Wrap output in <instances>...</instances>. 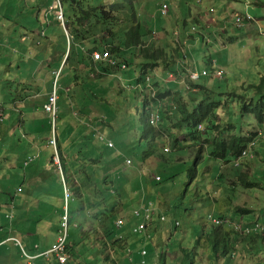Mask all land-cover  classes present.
<instances>
[{"label":"rangeland","instance_id":"obj_1","mask_svg":"<svg viewBox=\"0 0 264 264\" xmlns=\"http://www.w3.org/2000/svg\"><path fill=\"white\" fill-rule=\"evenodd\" d=\"M86 1L78 2L79 11L75 15L71 8L73 1L63 0L64 22L61 25L56 20L58 10H49L51 5L54 7V0H0V116L5 118V122L0 123V264L27 263V257L16 242L2 244L10 237L18 238L28 254L36 255L51 248L65 233L68 234L67 244L72 255L70 264H129L124 263V256L118 255L122 250L119 249L122 243L114 244L115 238L122 236L123 239L126 237V241L131 239V246L137 249L143 246L150 249V252L151 248L153 249L143 235H134L131 230L132 224L139 221L133 217L134 205L140 204L143 197L146 198L145 205L149 202L160 204L157 205V212L166 216V222L162 224L164 230L161 231V235H165L164 242L169 245L182 242L183 246L189 249L195 247L202 256L205 253L210 254V251L203 246L196 247V240L200 237L203 226L212 225L210 213L235 219L238 223L243 215L254 220L260 219L264 223V122L260 124L252 112L244 109L245 103L252 106V100L258 103L259 98L264 95V92L255 91L264 76V31L249 34L247 24L242 29L233 26L237 14L246 15L247 12L258 20V25L260 22L264 25V19H261L264 18V6H259L261 0H213L211 10L208 0H201L202 3H199V0H90L88 4ZM165 1L170 5L167 15L161 12ZM116 3L123 4L124 9L117 20L111 21L113 31H119L124 36L132 27L139 25L138 30L141 34V39L135 38L139 39L138 43L137 41L134 43L136 45L122 46L123 51L118 53V59L126 62L128 68L118 71L113 80L104 77L96 79L90 69L84 70L83 76L80 75L77 82L81 90L71 85L74 88L71 92L73 103H78V106L73 107L77 111L87 113L84 115L89 118L84 116L81 118L88 121L89 128L77 129L81 124L74 121L68 113L71 112L72 105L63 100L62 91L59 97L63 99L58 102V112L60 111V116L65 117L58 124L59 133L67 129L60 134L64 142L61 153L66 155V165L71 157L67 156L68 150L72 147L88 148V145L91 149L97 147V131L114 142L121 159L131 156L134 161L133 167L124 164L121 167L119 159L115 163L119 167L112 171V174H115L114 187L118 192L112 200L120 202L118 210L127 205L128 211L119 215L125 220L126 225L122 229L117 228L114 236L110 237L107 231L111 224H114L112 221L102 219L100 210L102 211L106 205L102 202L99 191L106 195L113 186H105L98 180V177L102 179L99 175L103 172L101 162L94 166L92 172H88L91 177L98 176L93 178L96 190L93 194H89L91 185L86 184L84 180L86 173H77L75 169L67 171L71 174H66L70 193V198L66 201L63 174L56 172L54 162V165L51 164L54 149L43 141V138L51 135L50 120L42 106L47 97L36 99L35 96L38 91L49 93L54 84V76L50 75L49 71H57L61 64L59 86L74 83L77 77L75 71L81 63V58L86 60L84 49L90 48L91 45L80 39H73L70 43L67 30L74 35V32L88 30L92 24L96 23L98 26L99 18L103 16L101 7L107 6V9ZM39 9H44L42 14ZM89 9L94 11L88 12L92 21L79 24L77 20L80 11L87 12ZM209 12L211 15L220 14L226 18L233 41L227 36L226 41L217 43L215 33L208 34L197 24L202 23L199 15L203 14L208 18ZM180 16L183 18L189 16L186 28L188 37L182 39L180 48L173 33H165L163 39L158 38L151 44V33H158V30L167 28L173 30L174 22ZM100 26L99 28L104 29L103 20ZM193 27H198L206 37L193 31ZM107 28L111 30L108 25ZM184 30L185 28H181V31ZM97 35L101 36L102 30ZM115 37L109 34L105 36L109 41ZM114 44L119 46L117 42ZM145 44L148 48L142 51ZM186 52L188 57L195 61L194 65L198 70L211 72L221 68L225 71L226 77L218 80L209 75L203 83L206 90L198 89L194 92V88L191 91L185 88L181 93L178 90L177 96L170 102L177 105L180 94L188 101L190 99V102H194L193 105H198L202 101L215 103L218 107L214 113L220 116L223 124L231 121L239 134L248 135L260 131L253 137L257 138L253 155L242 159L238 167L232 162L225 170H230L229 174L233 171L232 178L239 182L236 188H231L229 196L224 200L229 204H214L213 197L220 195L218 188L222 189L225 196L228 186L217 180L221 163L218 162V168H211V158L204 153L207 147L202 145L203 148L200 150L198 145L202 138L211 139V129L200 132L198 138L194 139L193 135L188 134L189 130L186 127L182 130H168V124L165 123H170L169 120H164L155 129L146 126L145 121L152 108L145 104V97L140 93L122 88L134 81L136 83L143 64H147L148 59L141 55L157 58L158 61L155 62L159 65L149 66L151 68L147 71L155 76L154 72L172 68L178 55L182 58ZM78 55L81 58H78ZM211 60L218 63L212 65ZM199 83L200 81H197L195 85L198 86ZM168 87L171 89L172 84H168ZM168 97L163 98V116L169 111V108L166 110ZM21 99L25 102L22 109L25 115L28 114V107L30 110L37 109L36 126L42 133L41 136L35 135L28 123L19 126L21 117L16 113L15 110L18 109L14 104L16 102L21 104ZM180 101L184 102L182 98ZM94 128L97 130V138H90L93 134L86 132H93ZM23 133L28 134L27 138ZM185 133L187 136H184ZM34 137L39 138L38 150L30 143ZM168 145L171 151H165ZM149 147H152L151 156L143 158L142 153ZM39 150L44 153L36 157ZM30 157L35 158V162L25 169L24 162ZM189 159V164L179 165V162L182 164L184 160ZM107 167L114 168L109 162ZM56 168L61 171L60 167ZM139 169H144L146 173L141 175ZM249 171L252 174L255 172L249 176L253 185H248L242 180ZM159 174L162 176V182L150 183V180ZM173 174L174 177H171ZM24 176L27 177L25 180ZM18 186L24 188V192L16 196L15 189ZM112 200L110 198L107 203L112 204ZM66 205L70 215L67 229L62 227V215ZM241 206L248 207L251 212L241 214L237 209ZM177 222L180 223L178 228L175 227ZM248 222L245 221L244 225L253 223ZM170 231L172 234H169ZM149 234L150 236L155 234L151 239L157 238L154 229L150 228ZM157 250L161 252L160 248ZM236 253L241 260L247 261L243 264H264V254L256 257L258 261L250 262L249 254H241L239 248L234 251L235 256ZM147 260L148 264H151V257ZM203 260L199 257L195 264H208ZM217 260L211 264H215Z\"/></svg>","mask_w":264,"mask_h":264},{"label":"trees","instance_id":"obj_2","mask_svg":"<svg viewBox=\"0 0 264 264\" xmlns=\"http://www.w3.org/2000/svg\"><path fill=\"white\" fill-rule=\"evenodd\" d=\"M66 1L71 2V0H66ZM72 1L73 3H72L71 8L74 11L75 15H77L79 11L78 2L80 0H72ZM88 2H90V0H87L86 4H88ZM74 6L77 8L75 9ZM106 7L107 6L101 7V13L103 16H100L98 26L95 23V24H92L88 30H81L76 33L74 32V35L70 34L69 32L68 33L70 35V38L73 37L75 40L80 39L82 41H87L88 43H90L91 45L90 48H85L87 49L86 52L88 54H90L91 52H95V51L105 52V50H107L108 48L112 56L114 57V60L116 61V63L121 64L122 61H120L121 60L120 58L118 59V53L120 51H123L122 46L130 47L131 44H133L132 46H134L136 45L134 43L136 41L138 43L139 42L138 40L141 39V34L138 30L139 25H137V27H132L128 32L124 33V36H122V33L120 34L119 31H113V28L111 27L112 25L111 21L117 20L118 15L124 9V5L121 3H116L113 5H110V7H108L107 9ZM91 11L93 10L89 9L87 12L81 10L79 13L78 20H77L78 23L84 24L86 22L92 21L90 20L91 16L88 13ZM101 20H103V25L105 26L104 29L99 28ZM107 25L111 30L107 28ZM101 30H102V35L101 36L97 35L99 31L101 33ZM172 33L173 32H171V34ZM105 34L106 35L109 34L112 37L113 36H116V37L109 41L108 39L105 38L106 36ZM98 37L99 39L96 40V38ZM136 37H138L139 39H135ZM114 42H117L119 46H116ZM145 49L146 48H142V51H144ZM161 51L162 50H160V52ZM78 58H81V56L78 55ZM149 59H150V62H148L147 64H143L142 75L140 74L139 76L140 81L145 80L146 72H147V69H149V66L156 67L159 65L158 62H155V61H158L156 57H149ZM81 60L85 62V59L81 58ZM89 60H90L89 57H86V61H89ZM87 68L88 67H86V69ZM194 87L200 90L207 89L204 86L195 85ZM263 90H264V76L262 78L261 84L256 87L255 91H258V92L261 91L262 93L264 92ZM166 95L167 93H162L159 90L157 99H149V95L146 94V99H144L145 104L148 106L150 105L152 110H158L160 100L163 99ZM179 98L180 100L182 98L184 102L181 103V101L179 100L178 101L179 103H177V105L176 104L173 105V103L171 105L166 104L167 105L166 110L169 108V111H167L168 113L165 112V115L161 117V120L163 121L164 120L170 121V123H165V124H168L167 126L168 130L170 131L171 129L182 130L184 127H186L189 130L188 134L193 135V138L196 139L198 138L200 132L208 131L209 129H211V139L202 138L199 141L198 145H200V150L201 148H203V146H206L207 147L206 153L208 154V156L211 157L212 155V157L222 159V160H225L226 158H229V157H236L240 155L241 151L247 145L248 140H250V137L236 132L235 131L236 126L231 121H227L223 124L221 122L220 116L214 113L215 109L218 107L217 104L204 103L202 101L198 105H193L194 102L192 101L190 102V99L188 101L183 96H179ZM252 104L253 105L250 106L249 103H245L244 109L247 112H252L253 115H255V117L257 118L258 122L260 124H263L264 122V95L259 98L258 103L257 101H252ZM83 110H85V108H83ZM64 119L65 117L63 116L60 117V121H63ZM145 125L149 126L147 124V121H145ZM86 133L93 134L90 138L97 136L96 132H86ZM36 134L40 136L42 135V133H40L39 131L35 132V135ZM76 136L78 135L76 134ZM185 136H187L186 133H185ZM74 138L75 140H77V137L74 136ZM96 141H98V145L96 144L97 147L93 145L94 148L92 149L90 148V145H88L89 146L88 148L87 146L85 148H78L74 146L71 148V150H68V156H71V157L69 159L68 165H66V162L64 163V171H68L69 169H72V170L75 169L77 173H82V174L86 173L85 175L87 177L85 176L84 180L86 181V184L88 183L91 185L89 194H93V193H96L94 179L97 178L98 176L95 175V177H91L89 176L88 172L89 171L92 172V169L94 168V166H96L98 162L99 163L101 162L100 166H102L103 172L101 173L99 171L100 172L99 175L102 177V179L98 177V180L99 181L101 180L102 184H104L105 186L111 185V187L112 186L113 187L111 191L109 189V192H106L107 193L106 195H103V193L99 191L100 194L102 195V202L106 205L102 211L100 210V212H101V215L106 219L105 220L102 217L104 221L113 222L114 225L111 224V228L107 231L108 235L110 237H113L117 229L116 222L119 219H122V217L120 218L119 215L123 214L125 211H128L127 205H125V207H122L118 210V208L121 206L119 205L120 202H113L112 200L113 196L118 194L116 188L114 187L115 174H112V171H114L117 166L119 167V165L118 164L116 165L115 163L117 160L121 158H120V153L115 148H110L105 142L99 141V138H97ZM101 148H103V150H101ZM151 153H152L151 148L146 150L145 152L142 153L143 158H145L146 156H151ZM74 156L75 158L73 159L72 157ZM51 161L53 162V158ZM108 162L111 163L114 166V168L107 167ZM124 162L125 161L121 159L120 161L121 167L123 166ZM195 163L197 164L196 160H195ZM68 174L70 175L71 172H68ZM168 176H170V174L167 175V177ZM171 177H174V174L171 175ZM242 180L247 182L248 185H253V181H251L247 175H244L242 177ZM155 184H157L156 181H155ZM110 198L112 200V204L107 203V201L110 200ZM244 207L246 206H241L237 208L241 212V214H247L248 212H251L248 207L247 208H244ZM248 221L249 222L255 221V223H258L259 221L260 225L264 227V223L263 221H260V219L254 220L253 218L252 220H248ZM165 222L166 221L161 220V215H156L153 217L151 223L149 222V225L147 226L146 230L139 232V233H134V229H135L134 227L135 225L139 224V221L137 223L132 224L133 228L131 230L133 234L143 235L145 237V240H148L153 247V249L151 248V252H150V249L148 250L144 246L141 249L132 247L131 239H129V241H126L125 240L126 237L124 235L123 236L125 237V239H123V237L115 238L116 242L114 244L122 243V245H119V249H122L121 252L125 253L126 260L130 261L129 264H134V261H135V264H137L136 262H138V264H148L147 259L149 257H151V264H195V261L198 262L199 257L203 259L206 257L207 259L211 260V263H213L217 259H218L217 262H219L222 259L224 260L223 264H231V263L239 264L240 261L242 263L247 262V261L241 260L239 256H237V253H236V256L235 255L234 257L232 256L234 251H237L238 248L240 249L241 254L250 255L248 256V260L250 262L258 261L256 257H259L260 254L261 255L264 254V228L249 232L247 234H240L239 232H235L232 228L225 226V225H216L212 223L211 226H203L202 233L200 237H198V239L196 240V247L198 246L206 247V249L210 251V256H208L209 254L207 253H205L202 256L200 251H196L195 247L189 249L186 246H183L182 242L173 244L174 246L169 245L167 242H164L163 238L165 237V235H161V231L164 230V227H162V224H164ZM179 226H180V223L175 224L176 228H178ZM150 228L154 229V232H156V237H157L156 239H151L153 235L155 234H153L152 236H150V234L148 235V231ZM117 232L119 233L120 230H117ZM158 234L159 236H157ZM169 234H172V232L170 231ZM168 240L169 239H167V241ZM204 241L206 242L204 243ZM157 248H160L161 252L160 251L158 252ZM68 249L70 250L69 247ZM115 249H118V248H115ZM171 249L172 251H170ZM143 251L146 252L145 255H142ZM131 258H133L134 261ZM241 258H245V256H241Z\"/></svg>","mask_w":264,"mask_h":264},{"label":"clouds","instance_id":"obj_3","mask_svg":"<svg viewBox=\"0 0 264 264\" xmlns=\"http://www.w3.org/2000/svg\"><path fill=\"white\" fill-rule=\"evenodd\" d=\"M199 3H202V1L201 0H199ZM63 2H62V0H54V7L52 6V7H50L49 8V10L50 11H52V10H58V13L56 14V20L58 21V22H60V24L61 25H63V22H64V7H63ZM168 5V13L167 14H169V9H170V5L168 4V2L167 1H165L163 4H162V6L163 5ZM161 12H162V7H161ZM60 13H62V15H63V21L61 22V21H59L58 20V17H59V14ZM163 14V13H162ZM167 14H163V15H167ZM246 15H248V14H246ZM246 15H241V16H246ZM250 16V15H249ZM254 21V19H253V17L251 16V21H248V22H245V25L247 24H250V23H252ZM245 25L242 27V28H244L245 27ZM234 26L236 27V28H238L237 26H236V23L234 22ZM66 28V27H65ZM204 28V27H203ZM242 28H240V29H242ZM66 30H67V28H66ZM164 30H166V29H164ZM204 30H206L205 28H204ZM193 31H195V32H197V33H199L200 35H202V36H204V37H206L203 33H202V31L198 28V27H193ZM207 31V30H206ZM69 31L67 30V34H68V38H69V42L71 43V41L74 39L73 37L72 38H70V35H69V33H68ZM165 33H167V31H164V35H165ZM173 34H174V36H175V40H177L178 41V46H179V44L180 43H182L181 41H182V39H181V34H180V32L179 31H173ZM151 44H154L155 43V41L158 39V38H160V36H159V31H158V33H151ZM163 38V36L161 37V39ZM210 42V40H208V43ZM177 43V42H176ZM150 44V45H151ZM149 45V46H150ZM143 48H148V45L147 44H145L144 46H143ZM179 48H180V46H179ZM109 49L107 48V50H105V51H108ZM87 49H84V54H85V57H89V63L91 64V66L93 67V63H95V62H93V60H92V57H91V55L92 54H94V53H104V52H91L90 54H88L87 52ZM109 52H110V50H109ZM110 54H111V52H110ZM177 55H178V53H177ZM111 56H112V54H111ZM143 56H145V55H141V57H143ZM179 56V55H178ZM113 57V56H112ZM145 58H147L148 59V62H150V59H149V57L148 56H146ZM179 58H181V57H178V59ZM183 58V60H187V52L186 53H184V56L182 57ZM189 58V57H188ZM113 59H114V57H113ZM69 60V59H68ZM86 61V60H85ZM68 61H66V63H67ZM83 62V61H82ZM147 62V63H148ZM174 63H175V61H174ZM95 64H101V65H105L106 67H104L103 66V68H105L107 71H105V74L107 75V74H109L108 72H110V74L109 75H111V77H113V79L114 78H116V73L118 72V71H124V70H126L127 68H128V64L126 63V62H122L121 64H118V66L117 67H115V68H111V67H109L107 64H105V63H102V62H97V63H95ZM122 65H125V68H122L121 66ZM89 67V66H88ZM89 68H91V67H89ZM150 69V68H149ZM149 69H147V71L149 70ZM221 69V68H220ZM94 70H96L97 72H99V73H101L102 74V71L103 70H100V69H98V68H96V67H94ZM169 70H171V69H169ZM192 70H197V71H199V72H202V71H207V70H202V71H200V70H198L197 68H195V69H191L190 71H189V74H190V72L192 71ZM216 70H219V69H215V70H213V71H211V72H208L209 73V75H211V77H213L214 79H216L215 77H214V72L216 71ZM223 70V69H222ZM61 71H62V67L61 68H59L57 71H55V72H53L52 73V75L54 76V84H53V87L51 88V90H49L50 91V93L48 94V95H46V96H42V95H40L38 98H42V97H47V100H45L44 102H43V110H44V112L48 115V117H49V120H50V123H49V126H50V132H51V135L50 136H48L47 138H43L44 140L43 141H45V143L47 144V145H49L50 147H52L53 149H54V155H53V162L55 163V165L56 166H58V167H60V170L61 171H58L57 170V168H56V166L54 165V163L51 161V164L52 165H54V167H55V169H56V172H58L59 174L60 173H62L63 174V183H65V200L66 201H68V199L70 198V193H69V190H68V181H67V177H66V174H68V172L67 171H64V163L66 162V155L65 154H62L61 153V149L63 148L62 147V145L64 144V142H62V140H61V138H60V134H62L63 132L62 131H60V133H59V129H58V124H59V122H62V121H60V111L58 112V102H59V100H61V99H63L64 101H67V102H69V103H71V105H72V109H71V112H68L71 116H72V119L74 120V121H77V122H79L81 125L80 126H77L78 128L77 129H80V128H83V127H86V128H89V124H88V121H85V120H83L82 118H81V116H84V117H88L87 115H84V114H87V113H85V112H81V111H77V109H75V107H73L74 105H77L78 106V103H76V104H74L73 103V99H72V96H71V92H73L72 90H74V88H73V86H74V83L73 84H71V85H73V86H69V87H61V86H59V79H60V77H61ZM225 72V71H224ZM155 73V72H154ZM171 73H173L174 74V78H171L170 77V74ZM170 74L168 73V76L169 77H167V79H166V81H167V83H170V82H172V81H174V80H176V78H175V73L174 72H170ZM189 74H188V80H189V84H186V86H185V88L187 89V90H189V91H191L192 90V88H194L193 89V91L194 92H196L195 90H198V88H196V87H194L195 86V83L197 82V81H191L190 80V78H189ZM141 75H142V70H141ZM208 75V76H209ZM208 76H205V77H203L201 80H200V83L198 84V86H203V83H204V80L208 77ZM147 77H150L151 78V81H152V88H145L144 87V89L143 90H140V89H130L129 87L130 86H137V85H139V84H144V82H145V80H146V78ZM225 77H226V73H225ZM157 76H156V74H155V76H152L151 75V73H147L146 72V77H145V80H139V77L137 78V80H136V83H135V81L134 82H132V84L131 85H128V86H124V87H122L123 89H128L129 91H134V92H138V93H140L142 96H144L145 98L144 99H146V94L147 95H149V99H157V95H158V91L160 90L161 92H162V89H163V92L164 93H167L168 95H166V96H171V91H169L168 90V88H165L164 86L162 87V88H160L163 84L162 83H160L157 79ZM76 79V78H75ZM225 79V78H224ZM158 87H157V86ZM77 88V87H76ZM79 90V89H78ZM166 90H168V91H166ZM62 91V95H63V98H60L59 97V93ZM166 91V92H165ZM56 94V110H57V113H56V115L55 116H53V115H51V114H49L47 111H46V106L48 105V102H49V100H50V98H51V96L53 95V94ZM45 94H47L46 92H45ZM44 95V94H43ZM166 96L164 97V98H166ZM168 97V98H169ZM171 99H172V97H171ZM163 100L164 99H161L160 100V104H159V116H160V120H161V117L163 116L162 115V113H163V108H162V106H163ZM253 101V100H252ZM22 102H24V101H22ZM25 103V102H24ZM167 104H172V103H167ZM28 114L27 115H25L24 113H23V111L22 110H15L16 111V113L17 114H19L20 115V117L21 118H19V121H20V124H19V126L20 127H22L23 125H24V123H28L29 125H30V122H33V121H37L38 122V118L35 116V112L37 111V109L36 108H33L32 110H30V108L28 107ZM60 110V109H59ZM155 111L156 110H150L149 111V113H148V118H147V124L150 126V127H153L154 129L155 128H158L159 127V125L163 122V120H161V121H159V123H157V124H153L152 122H151V116H152V114H154L155 113ZM89 118V117H88ZM2 122H5V118L3 119L1 116H0V123H2ZM62 124V123H61ZM95 124V123H94ZM34 125H32V127H33ZM200 129H201V127H200ZM63 130V129H62ZM39 131V130H38ZM38 131H34V134H35V132H38ZM97 130H96V128H94L93 129V132H96ZM97 133H98V138H99V141H101V142H103L101 139H100V136L101 135H103L105 138H107L104 134H102L101 132H98L97 131ZM27 133L25 134V133H23V136L24 137H26L27 138ZM38 135V134H37ZM243 135V134H242ZM254 134L253 133H250V134H248V135H246V136H249L250 137V140H248V142H247V145L244 147V149L248 146V144L251 142V141H255V145H256V142H257V138H253L254 136H253ZM256 137V136H255ZM39 138H36L35 139V137L33 138V139H31L30 140V143H31V145L33 146V147H35V142H36V144H37V147H35L37 150L39 149V144L37 143V140H38ZM48 139V140H47ZM108 139V138H107ZM110 141H112L111 139H109ZM53 141H55V144H53ZM113 142V141H112ZM114 143V142H113ZM115 145V144H114ZM254 145V146H255ZM115 149H117L116 148V146H115ZM168 149V150H167ZM243 149V150H244ZM207 150V149H206ZM242 150V151H243ZM165 151H171L170 150V146L168 145V146H166L165 147ZM242 151H241V153H242ZM204 153H206V151L204 152ZM241 153H240V155H241ZM240 155H238V156H236V157H232L231 159H229V160H223L222 162H223V164H222V170L225 168V166L226 165H228V164H231L232 162H234V166H240L241 165V162H240V164L239 165H237L236 163H235V159L237 158V157H239ZM40 156V150H39V152H38V154H37V156L36 157H39ZM67 156H68V154H67ZM209 158H211L210 156H208ZM52 158H51V160H52ZM126 158H131L130 156H126L123 160L124 161H126ZM246 158V157H245ZM132 159V158H131ZM244 159V158H243ZM133 160V159H132ZM242 161V160H241ZM35 162V158H33V157H30V158H28L27 160H25V162H24V167H25V169H27L29 166H31V164H33ZM61 162H62V164H61ZM134 162V161H133ZM196 162H197V160H196ZM189 164V163H188ZM196 164V163H195ZM124 165L126 166V164H125V162H124ZM133 167V166H132ZM146 173V172H145ZM142 175V174H141ZM157 176H161L160 174L159 175H156L154 178H152V182H154L155 183V181H156V177ZM157 183H161L162 182V176H161V181H156ZM21 188V187H20ZM19 189V188H18ZM18 189H17V193H18ZM66 190L68 191V193H69V197H68V199H66ZM21 191H22V188H21ZM20 191V192H21ZM154 203V202H153ZM68 205V204H67ZM66 205V208H65V211H64V213H63V215H62V221H63V216L66 214V212L68 213V216H69V220H70V215H69V210H68V206ZM141 206V205H140ZM139 207V206H138ZM137 207V208H138ZM154 208H155V216L156 215H163V214H159L158 212H157V207H156V205H155V203H154ZM135 209V208H134ZM210 214H212V215H214L213 213H210ZM209 214V215H210ZM163 216H165V215H163ZM214 216H216V215H214ZM216 217H221V216H216ZM223 217H225V216H223ZM227 218H229V217H227ZM231 220H234V221H236L235 219H232V218H230ZM166 221V220H165ZM212 222V221H211ZM251 222H255V221H251ZM259 222V221H258ZM69 223V222H68ZM178 223V222H177ZM213 223V222H212ZM239 223H245L244 222V219H243V217H241V221H239ZM213 224H215V223H213ZM216 225H225V226H228V225H226V224H216ZM228 227H230V226H228ZM68 228H69V226H68ZM230 228H232V227H230ZM233 229V228H232ZM234 230V229H233ZM235 231V230H234ZM235 232H237V231H235ZM241 234V233H240ZM11 238V237H10ZM9 238V239H10ZM14 238H16V237H14ZM6 240V241H4L2 244H6L7 242H16V241H10V240ZM16 239H18V238H16ZM67 239H68V234H67ZM19 240V239H18ZM108 240V239H107ZM107 240H105V241H107ZM20 241V240H19ZM21 243V242H20ZM17 245V244H16ZM68 245V244H67ZM17 246H19V245H17ZM21 246H22V244H21ZM20 247V246H19ZM68 247V246H67ZM22 248H23V246H22ZM36 249H38V246H36L35 247ZM24 249V248H23ZM25 250V249H24ZM49 250V249H48ZM47 251V250H46ZM68 251L70 252V250L68 249ZM45 252V251H44ZM41 253H43V252H41ZM38 254H40V253H38ZM71 254V253H70ZM30 255V254H29ZM37 255V254H36ZM34 256V255H33ZM72 256V255H71ZM233 257H234V253H233V255H232ZM40 260H42V259H38L37 261H36V264H38V261H40ZM43 263V262H42ZM197 264V263H196Z\"/></svg>","mask_w":264,"mask_h":264},{"label":"crops","instance_id":"obj_4","mask_svg":"<svg viewBox=\"0 0 264 264\" xmlns=\"http://www.w3.org/2000/svg\"><path fill=\"white\" fill-rule=\"evenodd\" d=\"M211 1H213V0H208V2H210V10H211ZM203 2V1H202ZM179 6V5H178ZM178 6H177V9H178ZM224 6V5H223ZM259 6H264V0H261V2L259 3ZM50 7H52V5L50 6ZM49 7V8H50ZM249 9V8H248ZM44 9H39V12H41V14H42V11H43ZM209 16L210 17H208V18H205V16L203 15V14H201V15H199V18H200V20L202 21V23H197V24H199V25H201L202 27H204L207 31V33L208 34H211V32L212 33H215V36H216V41H217V43H220V42H223V41H226L227 40V36H229V40L230 41H233L234 40V38L232 37V36H230V31L228 30V27H227V22H226V18H223L222 17V15H220V14H214V15H211V12H209ZM247 14L248 15H250V16H252L250 13H248L247 12ZM191 15V14H190ZM188 17L189 16H187L186 18H183L182 16H180L179 18H177L176 19V22H174V24H175V26H173L174 27V29L173 30H171L170 28H167L166 29V31L167 32H169V33H171V32H173V31H179L180 32V34H181V39H185L186 37H188V35L186 34L187 32H186V28H187V26H188ZM253 17V16H252ZM253 19H254V17H253ZM261 19H264V18H261ZM259 22H260V19H259ZM258 23V20H256V19H254V21L252 22V23H250V24H248L247 26H249V34H256V33H259V31H264L263 29H264V25L263 24H261V22H260V25H258L257 24ZM233 26H234V23H233ZM181 28H185V30L184 31H181ZM234 28H235V26H234ZM159 31V36H160V39H161V36H163V38H164V30H162V31H160V30H158ZM210 32V33H209ZM235 32V31H234ZM248 32V31H247ZM264 33V32H263ZM163 34V35H162ZM144 57H146V56H144ZM179 57V56H178ZM141 60V59H140ZM194 63H195V61H193L190 57L188 58V54H187V60H183V58H179V59H176L175 60V63L172 65V68H170L171 70H161V72L160 71H158V73H156L155 72V74H156V76H157V80L160 82V83H162L163 85L160 87V88H162L163 86L164 87H167L168 88V90L169 91H171V96L169 97V102L171 101V97L172 98H175L176 96H177V92H178V90L180 91V93H181V91H183L184 89H185V86H186V84H189V80H188V74H189V71L191 70V69H195V68H197L195 65H194ZM211 63H212V65H215L216 63H218V62H216V61H213V60H211ZM94 65H93V67L91 66V64L88 62V61H85V62H82V60H81V63H79L78 64V66H77V69H76V71H75V73H76V79H75V83H74V86H77V88L79 89V90H81V87H80V85L77 83V82H79V80H80V75L81 76H83V74H84V70H89L90 69V72H92V74H93V76H94V78H96V79H99V78H102V77H104V78H108L109 80H113V77H111V75H109V74H105V70L104 71H102V74L101 73H99V72H97L96 70H94V67H96V68H98V69H100V70H102V68H103V66L104 67H106L105 65H101V64H95V63H93ZM91 67V68H89V67ZM62 67V64H61V66L59 67V68H61ZM86 67H88L87 69H86ZM199 67V66H198ZM105 69V68H104ZM198 69V68H197ZM53 72H55L54 70H50L49 71V74L50 75H52V73ZM170 72H174L175 73V78H176V80H174V81H172V82H170L171 84H172V87H171V89H169V87H168V84H170V83H167V81H166V79H167V75H168V73L170 74ZM38 74V73H37ZM169 77V76H168ZM173 84H175L174 86H173ZM71 84H63V87H69ZM46 86H48V84H46ZM52 88V87H51ZM51 88L49 89V90H51ZM168 90H166V91H168ZM165 91V92H166ZM195 91H197V90H195ZM201 91V90H200ZM49 93H50V91H49ZM49 93H47V94H45V92H43V91H38V93L36 94V96H35V98L37 99L40 95H42V96H46V95H48ZM44 94V95H43ZM179 96H180V94H179ZM21 101V104H19L20 102H16L15 104H14V107H15V105H16V108L18 109V110H22L23 109V105L25 104V103H23L22 102V99L20 100ZM171 103V102H170ZM36 124H37V121H33V122H30V125L31 126H29V128L30 129H32L33 131H38V127L36 126ZM32 125H34L33 127H32ZM260 132V131H259ZM258 132V133H259ZM257 132H255V133H253L254 135L253 136H256L257 134H256ZM184 135V134H183ZM185 136V135H184ZM188 138V137H187ZM35 147H37V144H36V142H35ZM151 149H152V147H150ZM149 148V149H150ZM145 152V151H144ZM38 153V152H37ZM44 152L43 151H41L40 150V156L43 154ZM205 157V156H204ZM232 157H229V158H226L225 160H228V159H231ZM192 159H194V158H192ZM223 160L222 159H218V158H214V157H212V155H211V168H213V169H215L216 167L218 168V162H220L221 163V166H220V170L218 171V173H217V180H220V181H222L225 185H227L228 186V191L226 192V194H225V196H223V194H222V189L221 188H218V192H219V196H216V197H213V202H214V204H229V202L227 201H224L225 200V198L226 197H228L229 195H228V193H229V191H231V188H236L237 187V184L239 183L238 181H236V180H234L233 178H232V176H233V171H231V173L229 174V172H230V170L229 171H225L227 168H228V166H230V164H228V165H226L225 166V168L222 170V164H223V162H222ZM190 162V159L189 160H184L183 162H182V164H180V162H179V165H184V164H188ZM225 171V172H224ZM255 174V172L252 174L250 171L249 172H247V176L249 177V176H251V175H254ZM27 177L26 176H24V180L26 179ZM150 183H153V184H155L154 182H152V179L150 180ZM125 185V184H124ZM145 185H147L146 183H145ZM21 186H18V188H20ZM17 188V189H18ZM22 188V187H21ZM148 188H149V186H148ZM17 189H15V195L16 196H18L19 194H22L23 192H24V188H22V191L21 192H18L17 193ZM149 191V190H148ZM150 198H152L153 199V197H150ZM15 199V198H14ZM21 199L23 200V198L21 197ZM145 202H146V198H142V202H140V204H138V205H134V207L136 208V207H138V206H140V205H145ZM155 203V205H156V207H157V205H160V204H157L156 202H154ZM239 208V207H238ZM244 208H247V207H244ZM243 217V219L245 220V221H248V220H252L253 218H251V217H246L245 215H243L242 216ZM35 247H36V245H35ZM50 249V248H49ZM48 250V249H47ZM46 251V250H45ZM159 252V251H158ZM112 253H113V251H112ZM118 255H120V256H124V263H127V262H130V261H127L126 260V255H125V253L124 252H118ZM208 256H210V254L208 255ZM207 256V257H208ZM204 263H208V264H211V260L210 259H207L206 257L204 258ZM223 261L224 260H221V261H219V262H215V264H223ZM42 260H40V261H38V264H42ZM123 263V262H122ZM245 263V262H244ZM232 264V263H231ZM239 264H243L241 261H240V263ZM249 264H251V263H249Z\"/></svg>","mask_w":264,"mask_h":264},{"label":"built area","instance_id":"obj_5","mask_svg":"<svg viewBox=\"0 0 264 264\" xmlns=\"http://www.w3.org/2000/svg\"><path fill=\"white\" fill-rule=\"evenodd\" d=\"M162 13L163 14H167L168 13V5H163L162 6ZM59 21H63V15L62 13L59 14L58 17ZM251 21V16L246 15V16H241L239 14H237V20H236V26L238 28H242L245 25V22ZM93 62L97 63V62H102L107 64L109 67L111 68H115L118 66V64L116 63V61L113 59V57L111 56L109 50L105 51L104 53H94L91 55ZM122 68H125V65L121 66ZM209 73L207 71H202L199 72L197 70H192L189 74V78L191 81H200L203 77L208 76ZM214 77L218 80H223L225 78V72L222 69L216 70L214 72ZM171 78H174V74L171 73L170 74ZM145 88H152V81L150 77H147L144 84H139L137 86H130V89H140L143 90ZM56 94L54 93L49 102L48 105L46 106V111L55 116L57 113L56 110ZM159 110H156L154 114H152L151 116V122L153 124H157L160 121V116H159ZM100 139L105 142L110 148H115V145L112 141H110L109 139L105 138L103 135L100 136ZM53 144H55V141H53ZM255 145V141H251L248 146L242 151L241 155L239 157H237L235 159V163L237 165L240 164L241 160L245 157L248 156H252L253 155V147ZM168 150V149H167ZM125 164L127 167H132L134 166V162L131 158H126ZM140 174H145V170L144 169H139ZM156 181H161V176H157ZM21 191V188L18 189V192ZM69 197V193L66 190V199H68ZM133 217L138 218L139 219V224L135 225V229H134V233H139L142 231H145L147 226L149 225V222L151 223L153 217L155 216V208H154V203L153 202H149L147 205H141L138 208H135L133 211ZM209 218L211 219V221L215 224H226L230 227H232L235 231L241 233V234H247L249 232L255 231V230H259V229H263L264 227L260 225V222L258 223H253L251 225H244L243 223H238L234 220H231L230 218L227 217H216L212 214L209 215ZM161 220L165 221L166 218L165 216L161 215ZM69 216L68 213L66 212V214L63 216V221H62V227H64L65 229L68 228L69 226ZM117 228L118 229H122L125 225L126 222L125 220L119 219L117 222ZM178 224V223H177ZM120 238H122V236H120ZM10 241H16V244L19 245L21 248V243L18 239L11 237L9 239ZM23 254L25 255V257H27V263L26 264H36V261L38 259H44L42 264H70L71 261V254L68 251V247H67V233L63 234L62 236H60L58 238V240L56 241V243L47 251L37 254V255H29L23 248ZM146 252L143 251L142 255H145Z\"/></svg>","mask_w":264,"mask_h":264}]
</instances>
